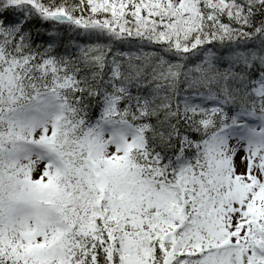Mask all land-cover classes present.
Here are the masks:
<instances>
[{
	"label": "snow or ice",
	"instance_id": "obj_1",
	"mask_svg": "<svg viewBox=\"0 0 264 264\" xmlns=\"http://www.w3.org/2000/svg\"><path fill=\"white\" fill-rule=\"evenodd\" d=\"M0 264H264V0H0Z\"/></svg>",
	"mask_w": 264,
	"mask_h": 264
}]
</instances>
